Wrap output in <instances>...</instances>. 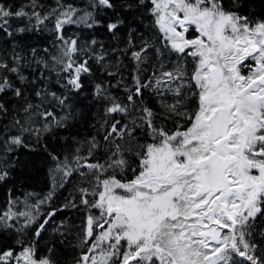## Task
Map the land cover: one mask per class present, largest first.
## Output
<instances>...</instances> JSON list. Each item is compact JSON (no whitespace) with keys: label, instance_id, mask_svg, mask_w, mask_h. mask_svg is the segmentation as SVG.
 Instances as JSON below:
<instances>
[{"label":"snow or ice","instance_id":"6c2138e0","mask_svg":"<svg viewBox=\"0 0 264 264\" xmlns=\"http://www.w3.org/2000/svg\"><path fill=\"white\" fill-rule=\"evenodd\" d=\"M36 2L31 0L33 9ZM144 3L139 0V4ZM150 3L149 14L164 49L176 55L174 69L165 70L161 61L159 74L154 72L147 82L142 81L138 73L149 47L145 43L132 53L137 73L132 77V86L125 85L126 104L96 85V97L108 102L100 124L109 152L103 163L91 162L100 148L95 136L88 141L87 155H81L79 147L71 159L66 156L62 160L50 153L54 162L50 170L53 190L68 183L74 173L81 178L77 191L88 215L78 246H86V251H81L75 264H264V252L257 254L259 246L252 239L255 220L258 215L264 216V19L253 20L226 8L223 0ZM57 4L58 8L41 16L24 7L13 12L11 6L0 2V29L11 18L27 17L39 25L54 16L56 40L60 42L57 53L50 57L51 64L46 60L36 63L58 78L65 74L66 83L57 80L60 87L78 91L82 87L81 74H90V57L82 62L76 57L94 54V50L79 47L77 39H65L63 28L66 24L91 28L98 22L90 11L77 16L76 8L65 7L60 0ZM233 4L241 6L238 0ZM90 6L114 8L112 0H90ZM123 23H108V32L115 38ZM189 31L196 35L188 38ZM156 51L158 56L164 54L159 48ZM95 59L100 63L104 57L96 55ZM15 60L11 66L0 61V70L15 74L21 84H36L35 79L28 82L20 72L21 58L16 56ZM244 69H248L247 74ZM108 75L117 73L109 70ZM40 78H45L43 72ZM144 89L158 97H171L160 101V125L152 109L136 104V97H142ZM7 92L24 101V121L19 116L13 119L21 134L30 133L39 139L42 132L50 130L49 117L60 127L68 119L65 116L57 120L52 111H40L46 95L61 106L66 105L65 95L45 93L41 88L35 96L42 103L34 106L8 76L0 75V94ZM7 112L6 104L0 102V115ZM132 112L139 114L132 116ZM117 114L129 122L115 119ZM35 117L45 121L42 128L33 125ZM167 120L173 121L172 128L165 123ZM137 128L144 132L147 142L137 140ZM12 146H26L22 135L3 139L5 152L11 153ZM133 156L135 160L130 159ZM6 166L0 157V181L8 176L3 170ZM128 171L132 173L130 179ZM52 194L35 205L25 199L22 210H17V201L9 199L7 210L0 214V231L23 233L37 222L40 205ZM63 207L78 205L71 200ZM93 209L99 215H93ZM55 214V210L49 212L39 224L32 244L17 240L22 247L19 254L12 249L0 252V264H55L51 256L37 259L35 246ZM259 235L264 237V231Z\"/></svg>","mask_w":264,"mask_h":264},{"label":"trees","instance_id":"16d2710c","mask_svg":"<svg viewBox=\"0 0 264 264\" xmlns=\"http://www.w3.org/2000/svg\"><path fill=\"white\" fill-rule=\"evenodd\" d=\"M0 2L11 6L15 12L21 7L29 13L36 11L41 16L48 15L54 8H58L57 0H37L36 7H31V0H0ZM113 9L92 8L90 0H60V4L65 7L71 5L77 9V16L85 11L92 13L93 19L97 21L93 27L89 28L83 24H66L63 28L65 39H77L78 46L84 48L87 46L94 50L85 55L77 56V62H82L86 57L90 74H81L82 87L78 91H69L67 88L60 87L57 80L66 83L65 74L60 78L54 72L47 71L42 65L38 66L37 60H46L51 64V56L57 53V47L60 42L56 40L55 17L52 16L43 24H37L35 19L29 20L27 17L11 18L9 23L0 29V61L8 65H15V57L21 58L18 65L20 72L27 77V81L36 80V84H21L17 76L13 73L0 70V75H6L16 87L24 91V95L35 106L42 101L35 96V92L44 89L45 93L56 92L57 95L68 97L65 106L59 105L51 96H45V102L40 111H52L57 120L67 116L63 120V126H57L53 118L49 117L47 123L50 124V130L42 132L39 139L30 133L21 134L20 127L13 125L14 117L19 116L21 122L25 116L22 112L24 101L12 95L11 92L0 94V102L6 104L8 112L0 115V157L4 158L6 167L4 171L8 176L4 181H0V214L7 210L9 199L17 201V210L23 209V201L28 200L29 204L35 205L45 197L52 194V198L40 205L39 217L35 224L27 228L23 233H17L14 229L0 231V252L12 249L14 254H19L22 247L17 240H23L25 245L32 244L35 237V230L43 222L49 212L55 210L56 214L45 226L38 241H36V258L51 256L55 264H75L81 251L80 239L83 236L87 211L80 205L79 192L77 185L81 184V178L78 173H74L69 182L63 187H57L53 190L50 170L54 162L51 154H55L62 160L64 157L69 159L75 154L77 147L81 149V155H87L89 148L88 141L95 136L100 144L91 162L103 163L109 155L103 141V132L100 124L103 123L104 109L107 101L103 98H97L95 95L96 85L100 84L119 102L127 103L128 93L125 91V85L132 86V77L137 73L136 62L132 58L134 51H139L145 43L149 45L147 52L143 56V62L140 64L139 75L142 81L147 82L148 78L155 72L159 74L161 61L165 65V70H173L176 62V55L164 49L160 34L157 31L153 17L149 14L151 8L150 0H145L143 5L139 0H112ZM226 8L249 15L251 19H264V0H238L240 7L233 4V0H223ZM131 4V9L128 5ZM124 21L116 30V36L107 30L110 22ZM19 29H24L23 32ZM9 33H11L9 35ZM196 35L194 31L187 33L188 38ZM129 39L132 44L129 45ZM95 40V44L92 41ZM157 48L163 51V55H157ZM35 49V54H33ZM47 49V51H45ZM103 55L104 59L97 63L95 56ZM188 70L191 71V57H188ZM251 64V61H248ZM116 72L117 75L110 76L108 71ZM248 69H244L247 74ZM45 75L40 78V73ZM119 85L110 87L111 85ZM70 87V86H69ZM162 99H171V97H158L148 89L143 90L142 97H136L137 106H147L157 114L156 122L160 125L163 117L160 101ZM190 112L194 110V105L189 107ZM139 113L132 112L135 116ZM115 119L122 123H128V118L116 115ZM184 124L186 120L181 121ZM169 128L173 127V121H165ZM45 121L39 117L33 119V125L43 127ZM22 135L24 145L12 146L13 151L7 153L4 151L3 139L8 136ZM141 143L147 142L148 138L144 132L137 128L134 134ZM119 142V141H117ZM135 144V141L133 142ZM135 160V157H130ZM138 163V161H137ZM135 166V165H133ZM131 171L127 172V178H131ZM83 186H87L86 184ZM29 194H31L29 196ZM92 199V197H89ZM74 200L77 208H64L69 201ZM62 209V210H61ZM35 212L36 209L33 208ZM93 215H99L95 209ZM13 223V221H10ZM264 231V216L258 215L253 225V242L258 244L257 254L264 252V237L259 235ZM52 249V252H49ZM247 264V262H245Z\"/></svg>","mask_w":264,"mask_h":264},{"label":"rangeland","instance_id":"374dc122","mask_svg":"<svg viewBox=\"0 0 264 264\" xmlns=\"http://www.w3.org/2000/svg\"><path fill=\"white\" fill-rule=\"evenodd\" d=\"M21 264H23V261H21Z\"/></svg>","mask_w":264,"mask_h":264}]
</instances>
